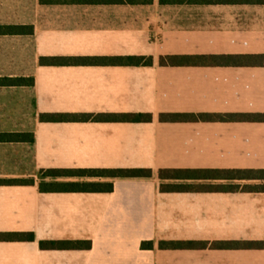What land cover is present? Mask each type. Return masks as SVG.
<instances>
[{"label": "crops", "instance_id": "0c3cea01", "mask_svg": "<svg viewBox=\"0 0 264 264\" xmlns=\"http://www.w3.org/2000/svg\"><path fill=\"white\" fill-rule=\"evenodd\" d=\"M0 264H264V191L161 189L163 168H264V120H162L167 113L264 114V64H161L166 55L264 56V3L0 0ZM151 56L152 64H42L41 57ZM43 113H150L151 120H41ZM150 168L112 191H42L47 168ZM35 179L8 184L2 180ZM31 232L34 240L5 233ZM42 240L90 248H42ZM207 241L161 248L159 242ZM144 242H153L151 248Z\"/></svg>", "mask_w": 264, "mask_h": 264}, {"label": "trees", "instance_id": "16d2710c", "mask_svg": "<svg viewBox=\"0 0 264 264\" xmlns=\"http://www.w3.org/2000/svg\"><path fill=\"white\" fill-rule=\"evenodd\" d=\"M42 3L60 2H151L153 0H40ZM162 2H259L264 0H161ZM32 25H0V33H33ZM42 64H58L70 62L107 63V64H152L151 56H111V57H41ZM161 64L168 63H196V64H264L263 55L246 54H206V55H166L160 57ZM33 78L17 77L0 78V84H33ZM41 120H122L142 121L151 120L150 113H43ZM162 120H264L262 113H167L161 115ZM0 140H34L33 134L0 133ZM179 173H206V175H178ZM213 174V175H212ZM150 168H47L40 171V189L42 191H112L115 178L150 177ZM161 180L165 179H206V180H260L264 181V168H163L159 170ZM51 178V181L48 179ZM8 184L35 183V179L2 180ZM233 185V187H229ZM161 189L168 190H206V191H264V182L255 184L210 183V184H164ZM4 235L14 239L34 240L31 232H10ZM143 246L153 247V242H144ZM207 241H167L159 242L161 248H175L184 246L206 247ZM230 245L241 248L264 247L263 241H215L211 246ZM42 248H90L91 242L84 240H42Z\"/></svg>", "mask_w": 264, "mask_h": 264}, {"label": "rangeland", "instance_id": "374dc122", "mask_svg": "<svg viewBox=\"0 0 264 264\" xmlns=\"http://www.w3.org/2000/svg\"><path fill=\"white\" fill-rule=\"evenodd\" d=\"M178 175H196V176H201V175H206V173H179ZM213 175V174H212ZM41 180V179H40ZM48 181H51V178L48 179ZM161 183H164L166 185L168 184H210V183H229V184H238L240 187L244 186L246 184H255V183H261L264 181L260 180H231V181H226V180H206V179H165V180H160ZM229 187H233V185H229Z\"/></svg>", "mask_w": 264, "mask_h": 264}]
</instances>
